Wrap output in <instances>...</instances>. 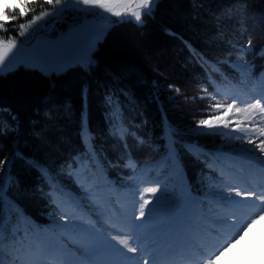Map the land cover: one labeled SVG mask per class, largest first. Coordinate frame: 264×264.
Here are the masks:
<instances>
[{"label": "trees", "instance_id": "trees-1", "mask_svg": "<svg viewBox=\"0 0 264 264\" xmlns=\"http://www.w3.org/2000/svg\"><path fill=\"white\" fill-rule=\"evenodd\" d=\"M201 2L159 0L155 12L145 14L141 23L117 20L99 40L90 66L76 62L45 73L20 65L0 74V118L18 125V132L13 128L0 135V158L19 153L10 171L2 173L6 178L0 200V264L18 259L22 244L53 221L46 214L49 210L59 214L63 195H50L49 182L29 161L38 160L73 182L66 165L94 152L105 173L101 174L92 161L95 172L90 177L101 176L93 183L122 193V184H135L154 162L159 153L154 149L157 142L167 150L175 141L176 162L183 169L178 171L180 191L177 187L178 191L168 192L169 196L177 194L172 195L174 201L180 197L184 182L202 194L203 177L220 178L208 163L215 152L206 146L223 138L216 132L196 131L192 123L208 107L207 100L200 99L206 96L203 88L214 92L245 80L247 70L255 75L264 68V32L261 34L262 27L259 29L251 18L258 14L264 20V0ZM248 41L254 47L246 53L239 51ZM193 50L213 63L236 57L246 65L243 62V70L227 63L218 65L220 71L212 73L213 85ZM109 95L120 105L115 115L120 118L122 114L123 140L112 131L109 117L113 113L106 103ZM82 127L90 132V147L86 146L89 138L81 137ZM124 129L134 134H125ZM165 131L171 133L170 144L163 139ZM14 139L18 141L15 147ZM40 141L43 146L38 145ZM193 145L198 148L193 150ZM129 162L135 167L125 166ZM152 219L148 222L153 228L167 226L164 215L158 221Z\"/></svg>", "mask_w": 264, "mask_h": 264}, {"label": "rangeland", "instance_id": "rangeland-1", "mask_svg": "<svg viewBox=\"0 0 264 264\" xmlns=\"http://www.w3.org/2000/svg\"><path fill=\"white\" fill-rule=\"evenodd\" d=\"M14 2H16V0H0V3L11 4ZM205 2H207V0H202V2L199 4H204ZM28 6L29 8L36 9V11L31 13L27 18L18 19L16 22L7 25V33L0 31V39L6 40L8 35L11 34V36L17 42V47L9 53L5 65H0V68L3 69V71H0V74L6 73L7 71L12 70L20 65L36 67L45 73H52L54 71H58L59 69L56 68L45 69L40 65L39 62L32 60L29 57L42 50L52 51L54 49H62L73 57L70 62L66 65L80 62L78 57L84 55L85 51H87V44L84 40L83 35H76L74 33L71 37L69 36L70 31H72L73 25H75L76 28H82L83 32L94 30L96 28H103V34L99 39L101 40L106 34L107 30L117 20H134V18L130 15H122L120 17H116L111 15L110 13L103 12V10L101 9H93L87 12L79 11L77 10V8L82 9L84 6H77L75 5V3H73L72 5L68 6L67 11L61 17H44L36 24L29 27L27 32H25V34L21 36L18 34L20 31L18 25L20 23L27 24L28 21L32 18V16L39 14V11L41 10L49 12L53 11L52 8H50L44 3V0H29ZM15 14L18 15V12ZM100 14H102L103 16L110 17V19L103 20ZM251 18L254 19V22L258 24L259 29L260 27H262L261 34H263L264 20H262L258 14H253ZM143 19L144 15L142 16V20L139 23H141ZM240 19L241 21L243 20L242 17H240ZM247 22L248 20H246L245 23ZM243 31L244 30H242V32ZM244 34H246V32ZM99 40L95 42L94 47H92L91 51L88 53V55L91 56V59H93V51L97 47ZM229 40L232 39L230 38ZM21 42L23 43L21 44ZM8 61H13L12 66L10 68L7 67ZM228 61V65L231 64L232 66H237V68L239 69H244L243 66L245 60H239L236 57H232ZM244 75L246 76V79H249L243 81L239 80L235 82L239 90L230 87L222 89L221 91L219 90V92H215L216 99L220 102H224L226 98L228 102H231L233 98H236L237 100L242 102L240 106H243L244 103L252 101L253 99L250 98V95H252L255 86L253 85L251 80L252 78H254V76L259 77L260 75H262V77L260 78H262V82L264 83V68L260 69V71L255 75L251 74L250 70H247V72H244ZM209 93H212V91H209ZM257 97L258 95H256V98ZM203 100L205 101V99ZM207 103L209 104V100H207ZM207 110L208 107H206L205 112H202L199 116H196V121L192 123V127L194 129H196L199 119L206 118ZM200 131H203V134H211V132H216L223 138V140H221L220 142H215L213 146L203 145L206 146L207 149H211L212 152H215V156L219 160L222 159L221 161H223L225 158L226 161L229 162L233 158V165L237 164L234 157L239 158L240 153L237 151L239 147L253 149L254 151V155L251 160H241L239 158L245 164L252 165L257 168L258 164L261 161H264V153H260L258 150L254 149V145L247 144L246 142L242 143L241 141H237L233 138L234 135H242L240 133H235L233 134V136H225L222 135L221 132H226L228 130L202 128L200 129ZM170 136L171 133L169 131H165L163 139H168ZM37 143L39 146H43L44 144L42 141ZM170 143L171 140L168 139L167 144ZM162 146H160L159 142L155 144L154 149H157L159 153L154 159V167L152 166V170H150L147 175L143 177V181L145 180L148 183H160L154 184V187H158L160 189V191H158L155 196L151 193L143 192L144 188L150 187L148 185H143L141 187V185L136 184V182L135 184L130 185L122 184L125 187L122 190V194L126 197V202L123 200V195H121L123 199L120 197V199L123 200L125 207L122 212L126 216H128V219L131 218V216L134 219V216H136L135 214H133L135 213L133 199L136 197V194H142L144 199L151 201V203L148 204L145 208L144 218H155L152 220L158 221L161 219V216L163 214H160L158 212H150L148 215V209L154 207L153 205H155L156 203V197L161 195L160 198H158L157 200V205H159L164 202L163 196L166 194V192L168 195V192H170L171 190L176 189L178 191L177 187L180 191L181 182L178 179L179 172L181 169H183V167L179 162H176V160L178 159L175 155L173 156L171 154V148L166 150V147L164 148L163 146L162 148ZM96 158V168L100 169L102 168L100 165V159L97 156ZM229 163L232 164V162ZM235 166L237 168H240L238 165ZM242 170L245 175L243 182L247 183V181H252L253 170L245 167H242ZM220 171L221 173L227 172L222 168H220ZM94 172L95 171L93 170V172L89 173V175H93ZM2 173L3 172H0V175H2ZM56 174L60 177L61 186L64 189L65 195L68 196L69 199L61 201L60 208L58 211L59 214L57 212H54L53 210H49L46 213L49 219L53 218V221H51L49 224L43 225V231L38 230V234L33 236L30 242L29 239L26 240L25 243L22 244L21 249L17 251L19 252L18 259L13 260L12 262H10V264H33V262L42 261L38 256V253H40L43 257H51L49 260L52 261L54 264H64V261H67V264H80L81 259L85 257L86 246L93 245L92 243L95 244L99 240H102L104 237H106L108 241H110L111 238H115L117 240L125 239L127 240L129 247H137V252L133 253L128 251V248L124 247V245L117 246L123 249L124 253L127 254V257L130 258L129 261L119 256V254L109 249H105L102 250L98 255L91 257L90 264H95L96 261H107L109 262V264H144L145 260H148L149 264H183L184 262H180L182 258H185V256H188L189 254L194 256V254L198 252L210 249L211 246L209 245V243H214L213 239H208L207 236L203 234V226L209 225V221L205 219V217L213 216L214 218L219 219L227 215L229 218H231L232 213H235L239 218L244 219L248 216L249 212L251 211L249 207L244 205H224V207L218 206L224 204H216V202L223 201L225 199L224 197H222L221 192L224 193L225 196H227V193L230 190H234L235 188L224 183L222 179H217L214 175H208L202 178L204 186V188L202 189V194H195L192 191H187L183 197V202L181 203L182 195H180L179 193L180 197L176 199L174 205V208H177L179 210V226L176 225L172 226L171 228H168V230L166 229L167 231L164 232V234L167 235V238H165L164 240L161 239L160 243L157 244V246L159 245L160 249L157 246H152L156 238L153 237L149 239H144L146 233L136 231V233L140 236L141 242H143L142 244L144 245V252L141 251V249L143 248L131 241L128 234L120 231L117 228H114V225H112V223H121L124 226H130L123 222V219L117 213L118 211H116V209L114 208V204L110 202L111 200L109 201L107 197H103V195L100 193L99 189L102 186L100 183H93L92 186L84 188L83 186H86L87 180H82L81 185L80 182H78L75 178H73V182H70L67 179L68 177L65 178V175L58 173ZM259 177L258 181H255L256 185L262 184V181ZM91 178H95L94 182H96L97 180L101 179V176ZM243 182H241V184H239L238 186L245 185ZM249 186L245 185L243 186V188L249 189ZM126 187L131 188L127 189ZM258 187L259 186H251L250 188L254 190ZM251 189L250 191H252ZM165 190L166 192L164 194H161V192ZM255 191L257 193H262L264 192V187H261V189L259 190L260 192L258 190ZM114 194L116 195V193ZM172 195H174L175 197L177 194ZM172 195H168V198L171 200L174 199ZM92 197L97 198L96 201L102 202V206L104 207L106 214L100 212L101 210L97 207V205H95V201L92 199ZM236 199L240 198L236 197ZM118 203L120 204L119 200ZM224 208H227L228 211H226ZM74 213L78 217H81L85 221L84 223L87 222V224L93 225V222L97 221L103 227V229H108V233L106 235L102 234L101 236H98V234L95 233L93 229H89L90 226L75 222L73 220L76 217ZM137 215H139V212ZM157 217L160 218L156 219ZM58 224H67L68 227L61 228L58 226ZM212 227L220 228V226L216 225H212ZM142 229L145 231V228L143 226ZM220 230L225 232L227 231L226 227L220 228ZM196 236H200L198 241V243L200 244V248L189 249L191 247L189 241L197 240ZM42 237H47L51 241L50 242L46 240L45 243L42 244L43 246L47 247L49 245H57L59 243L63 251L43 252L41 251V247H39V252L37 251L36 254L35 247L38 242L37 240L41 239ZM92 260L95 261L92 262ZM42 262L43 264H47L44 261ZM186 264H203V258L198 259L194 262H187ZM218 264H264V236H261L258 229L249 233L248 236H246L240 244L236 245L230 252L226 253L225 256L218 262Z\"/></svg>", "mask_w": 264, "mask_h": 264}, {"label": "snow or ice", "instance_id": "snow-or-ice-1", "mask_svg": "<svg viewBox=\"0 0 264 264\" xmlns=\"http://www.w3.org/2000/svg\"><path fill=\"white\" fill-rule=\"evenodd\" d=\"M159 0H44V3L53 9V11H39V14L33 15L32 18L28 21L27 24L20 23L18 25L20 31L19 35H24L27 32L28 28L36 24L38 21L42 20L44 17L51 16L53 18H59L67 11L68 6L75 3V5H83L84 7L77 8L79 11H90L93 9H101L103 12L110 13L113 16L120 17L122 15H130L134 20L139 23L142 20V16L152 15L155 12L156 5ZM29 0H16L14 3H0V31L8 32L7 25L16 22L18 19H24L29 17V15L36 11L34 8H29ZM18 12V15L15 14ZM12 13V14H10ZM103 20H108L110 17L103 16ZM103 28H96L94 30H89L83 32L82 28H76L75 25L72 27L69 36L71 37L74 33L76 35H83L84 40L87 44V51L84 55L79 56L78 59L81 63L86 66H90L93 61L91 56L88 53L94 47L95 42L100 39L103 34ZM23 42H21L22 44ZM17 47L16 40L8 35L7 39H0V65H5V62L9 56V53L12 52L14 48ZM233 47H235L233 45ZM254 46L251 41L247 42V47H241L239 51L246 53L251 50ZM193 55L201 62V66L204 67L205 73L208 76V83L215 85V80L212 77V73L219 72L220 69L218 65L229 63L227 58L217 60L215 63L208 61L205 57L193 50ZM231 55V53H229ZM261 55H264V52H261ZM32 60H35L40 63L45 69L56 68L60 69L66 66L67 63L73 58L69 53L62 49H54L52 51L42 50L31 57ZM13 61L7 62V67L12 66ZM230 66H232L230 64ZM0 71H3L0 68ZM169 88H172V85H169ZM175 91L179 94V89L176 88ZM202 91L206 93V96H201L200 99L209 100L208 110L206 118H201L198 121L196 131H200L202 128L207 129H220L228 130L222 131L221 134L225 136H233L235 133H240L242 135H234L233 138L242 143H247L254 145V149L258 150L260 153H264V84H262L261 94L256 99L244 103L241 105V101L233 98L231 102H228L225 98L224 102H220L216 99L215 92L219 89H215L214 92L209 93L207 87L203 88ZM106 103L110 105V112L113 115H110L109 121L112 124V131L114 134L120 135V139H124V134L120 133V129L123 128L122 123V114L120 118H117L115 113H118L120 110V105L118 100L113 96H106ZM13 121L16 120L15 116H12ZM15 128L18 132V125L9 124L7 118H0V135L6 134L9 130ZM125 134H134L127 133V129H124ZM174 135V134H173ZM81 137L89 138V141L86 142V146L90 147V132L83 128L81 129ZM143 143V141H140ZM18 141L14 139V147L17 145ZM125 148H127V143L125 142ZM193 150L198 148V145L192 146ZM237 151L240 153L239 158L241 160H251L254 155L253 149L239 147ZM171 154L175 155V141H173V147L170 149ZM17 152H12L8 156L0 158V172L7 173L10 171L11 163L15 155H18ZM235 154V153H233ZM96 154L92 152L90 155L86 154L84 157L74 158L73 162L66 165L67 168L71 169L69 172L70 176H73L78 182L82 180L90 179L89 173L92 172L93 163L95 161ZM131 161V157H129ZM32 167L36 168L37 171L41 174L42 178L49 182L50 195L55 193L56 196L64 195V189L60 183V177L53 173L52 170L44 163L38 160L29 161ZM73 164L77 166L74 168ZM125 166L135 167L134 164L129 162ZM257 170L261 178L262 184L264 187V161H261ZM4 175H0V200H3L4 193V184L5 180ZM160 191L158 187H148L144 188V193L155 194ZM161 192V194H164ZM222 197L225 199L223 201H218L216 203H224L229 206H247L251 210L248 216L244 219L239 218L235 213H232L231 218L225 215L223 218H214L213 216H207L205 219L209 221V225L203 226V234L207 236L208 239H213L214 243L211 246V250L207 256L203 257V264H218V262L225 256L226 253L230 252L236 245L240 244L241 241L248 236L249 233L254 230L259 231L261 236H264V192L257 193L256 191H241L239 189L230 190L225 196L221 192ZM161 196V195H160ZM160 196L156 197V203L154 207L148 209V215L150 212L162 213L164 216L171 218V215L174 211L175 201L168 198L167 192L163 196V203L157 205V200ZM239 197L240 199H236ZM56 197L54 196V199ZM151 201L143 199L139 207V215L134 216L133 222L130 224L132 237H135L136 229L141 228L142 224L134 223L135 220H142L145 217V208ZM2 216V215H0ZM3 217V216H2ZM157 217L156 219H159ZM58 223V222H57ZM147 223V221H144ZM212 225L220 226V228L226 227L227 231H221L220 228H214ZM61 228H67V224L59 225ZM161 228H152L149 230L144 239L153 238L155 233L161 232ZM214 234V235H209ZM14 239V238H13ZM5 243V236H4ZM160 243L159 238H156L153 247H156ZM193 249H199L200 244L197 241H189ZM119 244L124 245L128 248L130 252H137V247H129L128 242L125 239L119 240ZM41 251H56L60 252L63 249L59 245H49L47 247L41 245ZM109 249L119 256L130 259L127 257V254L124 253L123 249L112 244L110 241L104 237L102 240H99L93 245L86 246L85 248V257L81 259L80 264H90L91 257L98 255L102 250ZM144 251V249H141ZM33 264H43L42 261L33 262ZM64 264H67V261H64ZM96 264H109L107 261H97ZM144 264H149L148 260L144 261Z\"/></svg>", "mask_w": 264, "mask_h": 264}]
</instances>
